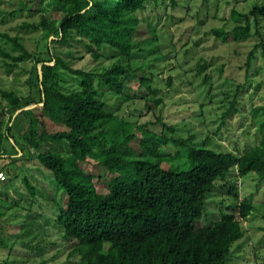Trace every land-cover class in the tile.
Wrapping results in <instances>:
<instances>
[{
  "label": "trees",
  "instance_id": "1",
  "mask_svg": "<svg viewBox=\"0 0 264 264\" xmlns=\"http://www.w3.org/2000/svg\"><path fill=\"white\" fill-rule=\"evenodd\" d=\"M151 2L156 0H41L34 9L19 0L12 11L0 9V23L25 16L17 22V33L0 31L4 66L12 70L34 61L29 95L0 89V166L17 168L20 162L34 158L50 185L37 187L23 177L29 197L26 207L0 198V232L7 213L14 217L18 208L27 210L34 220L21 223L22 237L29 244L37 241L33 249H41L51 230L61 242L57 252L67 254L61 264L69 260H74L70 264H232L244 235L241 221L254 212L250 198L239 199L237 179L253 176L264 183V118L258 125L259 143L239 154L219 152L205 143L197 148L192 145L194 133L176 136V126L162 119H158L162 127L158 134L138 127L140 151L130 145L137 138L132 120L109 109L99 86L120 98L125 95V80L141 70L145 75L139 85L147 95L158 94L153 85L163 70L154 73L157 66L149 62L132 65L142 44L135 38L140 24L147 20L145 11ZM52 12L60 18L54 21ZM233 17H244L246 22L232 29L236 41L251 36L250 17L254 34L264 40L259 29L264 4L254 6L248 14L234 12ZM30 33L43 39L45 52L28 48L25 35ZM211 34L227 40L223 28H213ZM76 43L94 59L101 56V50H114L117 60L99 71L75 68L74 61L83 56L69 50ZM258 46L264 52V42L255 48ZM252 56L253 51L248 61ZM194 61L193 73L179 67L184 83H192L191 76L201 77L206 84L211 61L204 57ZM172 80L171 76L166 80L167 92ZM162 101V97L156 98V102ZM253 112L254 117L264 113V105ZM21 119L25 127L16 133L13 120ZM9 139L13 154L6 156L3 145ZM41 146L47 149L40 150ZM89 161L112 175L104 192L97 191L92 177L79 165ZM223 180L231 185L218 188L227 189L233 204L221 209L216 221L201 224L208 196ZM33 204L40 212L31 215ZM34 215L43 223L35 221ZM1 246L9 251L14 247L4 241Z\"/></svg>",
  "mask_w": 264,
  "mask_h": 264
},
{
  "label": "rangeland",
  "instance_id": "2",
  "mask_svg": "<svg viewBox=\"0 0 264 264\" xmlns=\"http://www.w3.org/2000/svg\"><path fill=\"white\" fill-rule=\"evenodd\" d=\"M21 1L27 7L36 9L41 0ZM18 3L19 0H0V9L12 11L17 8ZM262 4L264 0H156L150 3L145 11L147 20L140 24L135 38L136 42L142 43V50L135 51L132 65L149 62L157 66L154 73L156 70H163L161 76L158 74L156 77L158 80L156 84L153 82L155 84L153 86L159 90L158 94L147 95L145 89L139 85L141 77L145 75L141 70L132 78L125 80V95L120 98L99 86L109 109L118 117H123L127 121L132 120V132L137 137L130 144L133 148L140 151L138 127L155 134L161 132L162 127L158 119L176 126V136L194 133L192 145L197 148L203 147L205 143L219 152L239 154L259 143L261 134L258 125L264 118V113L254 117L253 111L256 107L264 105V52L261 46L255 48V45L264 40L254 34L255 23L252 17L249 19L251 33L249 38L236 41L231 31L234 27L246 25L244 17L238 19L233 17L234 12L248 14L254 6ZM51 16L54 21L60 18L56 12H52ZM24 17L0 23V31L17 33L15 28L17 22ZM34 17L38 20V15ZM259 26L264 39V20L259 21ZM213 28H223L228 33L227 40L212 35ZM25 38L30 50L36 53L46 51L45 43L38 33L26 34ZM52 39L51 36L49 40ZM65 46L63 45L64 49ZM152 47H155L154 50L150 49ZM69 50L77 53V56L83 55L74 61L75 68L99 71L117 60L114 50H101L98 59L85 53L84 47L79 43L72 45ZM251 51L253 56L248 61ZM198 57L211 61L208 73L210 79L203 84L201 77L193 79L188 75L192 83L186 84L181 65L187 73L188 71L193 73L194 60ZM33 66L34 61L31 59L9 70L0 58V89L12 90L22 97L29 95L31 90L29 78ZM37 69L39 70V66ZM169 76L173 80L167 92L165 85ZM95 84L98 85L97 82ZM162 91L166 92V96ZM157 97H162L163 101L156 102ZM25 123L23 119L13 120L15 132H22ZM3 147L6 156L13 154L11 139L6 140ZM46 149V146L40 147V150ZM33 156L32 154L31 157ZM79 165L86 175L92 177L97 191L104 192L106 182L112 175L95 161ZM13 166L7 165L3 169L0 166V172L5 176V179L0 180V198L11 203L19 201L26 207L29 197L22 181L23 177H27L30 183L37 187L43 183L50 188L46 172L40 168L36 159L24 160L17 168ZM234 176L231 175L229 178ZM230 182L223 180L216 184V189L208 196L201 224L216 221L220 218V210H225L233 204V197L227 193V189L218 188L223 185L229 187ZM3 183H6V187ZM236 183L239 199L250 198L254 212L241 221L244 235L239 241L240 246L236 250L232 264H264V183L258 182L253 176L239 178ZM30 212L33 215L40 212V209L33 204ZM34 217L35 221L43 223V219L37 215ZM3 219L5 224L0 232L1 264L4 261L6 264H40L42 260H46V264H61L66 261L67 254L57 252L61 242L57 236L52 235L51 230L48 236L43 238L46 244L41 249H33L37 241L29 244V239L22 237L21 223H31L34 220L27 216V210L18 208L14 217L7 213ZM1 241L14 245L13 249L9 251L2 247ZM50 241L58 243L55 246L49 244ZM73 261L69 260L67 264Z\"/></svg>",
  "mask_w": 264,
  "mask_h": 264
},
{
  "label": "built area",
  "instance_id": "3",
  "mask_svg": "<svg viewBox=\"0 0 264 264\" xmlns=\"http://www.w3.org/2000/svg\"><path fill=\"white\" fill-rule=\"evenodd\" d=\"M5 179V176L3 175V173L0 172V180Z\"/></svg>",
  "mask_w": 264,
  "mask_h": 264
}]
</instances>
